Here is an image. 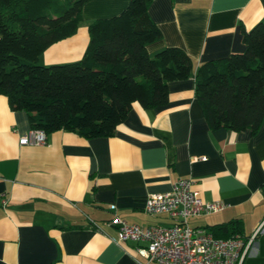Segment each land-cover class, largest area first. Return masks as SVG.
<instances>
[{"label": "crops", "instance_id": "obj_1", "mask_svg": "<svg viewBox=\"0 0 264 264\" xmlns=\"http://www.w3.org/2000/svg\"><path fill=\"white\" fill-rule=\"evenodd\" d=\"M128 4L88 0L77 32L50 46L40 62L80 60L90 23ZM148 13L161 35L147 51L182 46L194 72L207 58L243 51L241 25L264 19L263 0H151ZM194 77L170 79L167 103H133L113 136L89 139L62 129L45 145L19 143L31 130L28 113L12 110L0 95V264H158L137 255L135 241L115 242L119 229L111 221L170 225V215L146 211L145 200L186 176L203 199L227 201L219 211L189 217L190 225L210 230L240 218L247 236L261 223L242 263L264 264V119L255 132L212 129Z\"/></svg>", "mask_w": 264, "mask_h": 264}, {"label": "trees", "instance_id": "obj_2", "mask_svg": "<svg viewBox=\"0 0 264 264\" xmlns=\"http://www.w3.org/2000/svg\"><path fill=\"white\" fill-rule=\"evenodd\" d=\"M87 1L0 0V95L12 110L28 113L32 129L48 134L64 129L89 139L113 136L133 103L144 108L167 103L168 81L191 74L212 129L255 132L261 125L264 19L249 29L241 25L243 51L207 58L194 72L182 46L147 51V43L161 35L148 13L151 0H129L120 14L90 23L80 60L42 64L50 46L77 32ZM207 227L227 237L241 233L243 225L232 218Z\"/></svg>", "mask_w": 264, "mask_h": 264}, {"label": "built area", "instance_id": "obj_3", "mask_svg": "<svg viewBox=\"0 0 264 264\" xmlns=\"http://www.w3.org/2000/svg\"><path fill=\"white\" fill-rule=\"evenodd\" d=\"M48 137L44 129L31 128L21 135L19 143L45 145ZM200 190L195 179L186 176L175 179L167 191L150 192L145 210L153 214L164 212L174 221L170 225H140L116 216L111 222L117 225L119 233L113 240L119 244L135 241L136 254L158 264H243L262 224L247 236L239 233L227 237L216 236L202 225H190L189 217L219 211L227 204V201L203 199ZM2 196L6 203V193Z\"/></svg>", "mask_w": 264, "mask_h": 264}]
</instances>
